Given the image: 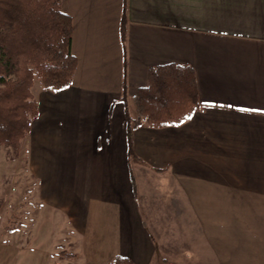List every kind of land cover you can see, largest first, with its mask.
I'll use <instances>...</instances> for the list:
<instances>
[{"label":"crops","instance_id":"obj_1","mask_svg":"<svg viewBox=\"0 0 264 264\" xmlns=\"http://www.w3.org/2000/svg\"><path fill=\"white\" fill-rule=\"evenodd\" d=\"M59 2L77 68L61 90L35 81L21 148L57 246L73 264H264V0ZM169 63L194 69L199 105L128 140L124 102L134 116Z\"/></svg>","mask_w":264,"mask_h":264},{"label":"trees","instance_id":"obj_2","mask_svg":"<svg viewBox=\"0 0 264 264\" xmlns=\"http://www.w3.org/2000/svg\"><path fill=\"white\" fill-rule=\"evenodd\" d=\"M71 42L72 18L59 0H0V147L10 145L19 152L38 117L35 81L43 89L71 85L77 68ZM132 105L134 116L124 102L128 140L141 125L164 127L188 120L199 105L194 69L187 63L151 67ZM107 264L134 263L118 255Z\"/></svg>","mask_w":264,"mask_h":264},{"label":"rangeland","instance_id":"obj_3","mask_svg":"<svg viewBox=\"0 0 264 264\" xmlns=\"http://www.w3.org/2000/svg\"><path fill=\"white\" fill-rule=\"evenodd\" d=\"M23 159L22 149L0 147V264H73L69 251L57 246L65 245L61 232L44 208L39 178L28 177Z\"/></svg>","mask_w":264,"mask_h":264}]
</instances>
